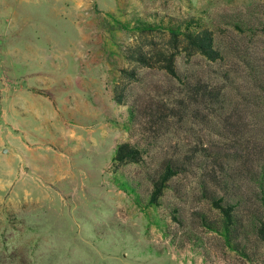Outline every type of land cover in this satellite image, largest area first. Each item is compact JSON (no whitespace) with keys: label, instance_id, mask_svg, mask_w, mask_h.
<instances>
[{"label":"rangeland","instance_id":"rangeland-1","mask_svg":"<svg viewBox=\"0 0 264 264\" xmlns=\"http://www.w3.org/2000/svg\"><path fill=\"white\" fill-rule=\"evenodd\" d=\"M190 21L212 33L219 60L190 54L182 38L172 47L170 30ZM170 52L187 88L162 68L161 53ZM59 53H73L80 72L111 80L102 106L116 109L117 142L141 157L113 163L109 143L96 157L80 151L69 160L74 189L64 183L48 194L33 187L38 175L24 177L22 154L2 150L8 133L19 134L9 123L10 89L36 81L25 56ZM259 86L264 0H0V264H264L252 223L251 177L264 163ZM47 96L36 99L47 105ZM28 129L40 143L57 136L56 123ZM168 162L180 172L151 206L153 183ZM223 176L230 200L236 185L243 192L241 226L229 245L212 205L223 195L215 183Z\"/></svg>","mask_w":264,"mask_h":264},{"label":"crops","instance_id":"crops-1","mask_svg":"<svg viewBox=\"0 0 264 264\" xmlns=\"http://www.w3.org/2000/svg\"><path fill=\"white\" fill-rule=\"evenodd\" d=\"M68 60L75 64V75L68 73L70 66ZM75 60L73 53L26 55V63L31 65V68L35 66V73L32 76L36 77V81L33 86L17 85L10 89L12 98L9 106V123L17 125L14 130L19 134L8 133L7 145L3 146L6 149L2 151L5 153L14 150L15 154H22L24 177L38 175L40 184L35 183L33 187L48 194L51 192L49 189L64 183L74 189L72 180L74 171L71 164L77 153L87 151L96 157L101 154L103 148H106L107 143L110 148L120 143L117 142L118 130L113 126V122L116 121L114 120L116 109L110 105L109 112H106V106H102L104 98L102 94L112 90L111 80L103 78L98 71L80 72L76 69ZM53 92L59 94L53 98L51 94ZM38 94L48 95L53 102L49 101L47 105L40 103L36 99ZM106 118L109 124L105 123ZM39 122L56 123L57 136L47 142L41 139L43 142L40 143V139L35 138L34 133L28 129ZM74 125H78L79 128H74ZM67 140L76 141L75 146H67ZM69 160L72 163H69ZM76 169L78 175L83 176L81 166L77 165ZM27 187L32 188L30 184ZM19 189L23 190L21 194L24 197L29 195L24 186Z\"/></svg>","mask_w":264,"mask_h":264},{"label":"trees","instance_id":"trees-1","mask_svg":"<svg viewBox=\"0 0 264 264\" xmlns=\"http://www.w3.org/2000/svg\"><path fill=\"white\" fill-rule=\"evenodd\" d=\"M171 38L170 43L172 47L178 45L180 38L185 43V51L194 54H198L208 61L215 62L221 58L219 51L214 46V41L212 33L204 28H200L196 22H188L183 31H180L179 28L170 30ZM181 40V41H182ZM189 54V55H190ZM162 60L164 62L162 68L173 78L182 80L180 74L174 68L175 53H161ZM138 62L141 64H147L148 61L146 57L140 55L138 57ZM184 87H186L185 80H182ZM187 88V87H186ZM194 91H199V94L203 92V89L199 87H194ZM257 90L260 92V96L256 99L262 101L264 97V87H258ZM195 94V95H199ZM194 95V96H195ZM199 98H204L201 94ZM226 100L222 104H225ZM259 107V106H258ZM237 112V110H236ZM140 151L130 145L129 143H119L116 146L115 155L113 157V163H138L140 160ZM180 170L176 164L171 162L166 163L162 172L160 173L158 179L153 183V189L150 194L148 203L151 206H155L158 203L159 198L163 195L164 189L167 186V183L174 176L179 174ZM218 186V189L224 190L223 195L217 199L212 200V205L221 215V233L225 239V242L229 245L232 242L233 233L236 231V234L241 226L240 220V209H241V196L242 190L239 186L236 185V202L230 200V195L227 194V179L225 176L219 178L218 182H215ZM251 183H253V192L256 200L254 207V218L257 216V220L253 221V227L256 229L257 235L261 241L264 242V163L259 166V172H253L251 177ZM229 191V190H228ZM203 223L208 226L203 220Z\"/></svg>","mask_w":264,"mask_h":264}]
</instances>
